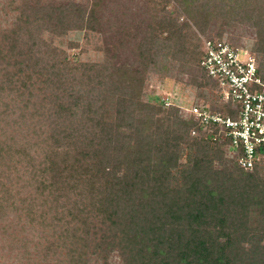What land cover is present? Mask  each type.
I'll use <instances>...</instances> for the list:
<instances>
[{
  "label": "trees",
  "instance_id": "trees-1",
  "mask_svg": "<svg viewBox=\"0 0 264 264\" xmlns=\"http://www.w3.org/2000/svg\"><path fill=\"white\" fill-rule=\"evenodd\" d=\"M162 1L164 11L154 14L139 44V67L108 59L86 67L54 43H45L29 63L12 64L16 72L31 67L42 77L43 90L50 91L46 99L54 127L47 142L58 151L38 180L48 197L73 196L72 218L89 225L95 218L108 228L115 243L127 249V264H240L236 247L244 237H258L251 251L264 254V173L245 170L227 157L229 140L221 135H194L201 125L181 105L144 99L143 93L151 72L178 64L181 73L191 74L196 95L210 100L212 110L223 111L229 103L218 104L209 91L219 86L201 66L202 46L191 56L184 48L187 31L192 24L204 30V23L221 14L248 18L257 33L253 52L264 72V0ZM171 1L186 15L183 22L168 14ZM100 4L49 1L29 10L39 30L59 37L97 28ZM157 26L165 37L156 34ZM211 38L224 40L221 34ZM127 124L134 125L133 133L126 132ZM253 216L257 221L252 223ZM211 229L225 239L210 236Z\"/></svg>",
  "mask_w": 264,
  "mask_h": 264
},
{
  "label": "rangeland",
  "instance_id": "rangeland-1",
  "mask_svg": "<svg viewBox=\"0 0 264 264\" xmlns=\"http://www.w3.org/2000/svg\"><path fill=\"white\" fill-rule=\"evenodd\" d=\"M49 1L61 4L70 0H0V264H127L124 256L127 249L115 243V236L109 235L111 231L98 219L90 218L92 225H89L83 218L75 219L68 214L71 202H75L72 195L62 199L48 197L40 186L39 173L54 159L52 153L58 151V146L47 142V135H51L54 127L53 112L48 109L51 106L46 99L50 91L43 90L42 77L32 73L31 67L16 72L13 65L22 60L29 63L35 52L39 55L45 49V43H54L68 53L70 60L85 63L86 67L107 59L116 65L139 67V44L154 14L164 11L165 3L162 0H101L97 28L74 29L56 37L39 30L41 26L33 22L29 10ZM177 10V4L171 1L168 14L183 22L187 17ZM240 12L245 17L244 10ZM204 25L202 30L192 24L191 32L187 31L184 48L189 56L205 39H214L211 37L220 34L235 46L254 51L257 33L248 18L237 20L231 12L213 17ZM156 34L161 38L166 35L159 26ZM260 57L264 65V54ZM191 77L190 73H181L178 64L151 72L143 97L153 100L168 97L188 113L196 102L205 101L196 95ZM210 89L218 97L217 103L222 104L219 89ZM205 102L211 104L210 100ZM230 109L231 104L223 111ZM125 130L133 133L134 125L127 124ZM187 154L188 150L180 159L182 162L186 161ZM226 156L217 161L218 165L223 166ZM123 170L129 171V165ZM256 221V216L251 217L252 223ZM218 233L217 229H211L209 235L224 240ZM242 239L236 247L238 257L242 258L240 264H263L264 254L251 251L258 237ZM261 242L264 245V237Z\"/></svg>",
  "mask_w": 264,
  "mask_h": 264
},
{
  "label": "built area",
  "instance_id": "built-area-1",
  "mask_svg": "<svg viewBox=\"0 0 264 264\" xmlns=\"http://www.w3.org/2000/svg\"><path fill=\"white\" fill-rule=\"evenodd\" d=\"M202 49L201 66L218 82L221 99L231 104V109L225 113L212 110L209 102H196L188 113L199 121L201 129L192 133L213 139L221 135L229 140L228 157L245 170L257 168L264 173V72L259 70L256 55L225 39H205ZM163 100L171 104L168 97Z\"/></svg>",
  "mask_w": 264,
  "mask_h": 264
}]
</instances>
